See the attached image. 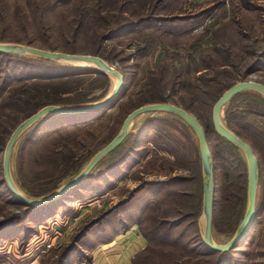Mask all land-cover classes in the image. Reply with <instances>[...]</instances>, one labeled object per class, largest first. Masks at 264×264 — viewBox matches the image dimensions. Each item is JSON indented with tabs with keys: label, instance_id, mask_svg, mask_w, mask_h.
Wrapping results in <instances>:
<instances>
[{
	"label": "rangeland",
	"instance_id": "obj_1",
	"mask_svg": "<svg viewBox=\"0 0 264 264\" xmlns=\"http://www.w3.org/2000/svg\"><path fill=\"white\" fill-rule=\"evenodd\" d=\"M215 1L222 5L208 8L207 3L174 0H0V42L82 55L100 53L124 76L121 97L111 108L79 122L47 117L19 137L10 170L22 193L29 198L51 195L120 133L132 111L164 99L189 109L207 129L215 159L213 238L218 244L229 242L248 209V170L246 156L238 149L230 155L240 157L243 168L232 165L233 159L226 158L232 170L225 163L212 109L242 77L264 84V0ZM210 13L214 15L207 19ZM195 14L202 19L191 18ZM163 17L170 20L160 22ZM195 22L197 27H191ZM93 78L87 75L81 81L83 97L89 100L84 104L105 98L117 84L110 75L108 81ZM4 104L0 138L8 126L16 125L12 100ZM221 116L253 146L260 168L253 224L219 264H264V96L240 93L223 107ZM199 152L197 135L176 115L143 114L132 123L126 140L99 162L86 181L58 201L31 210L22 222L16 219L1 229L0 245H13L17 239L11 237L20 234V246L28 248L48 227L49 219L58 215L62 221L56 232H70L72 242H80L79 235L89 231L101 234L102 240L134 225L147 238V246L133 264H216L219 255L208 254L202 242L205 174L201 158L198 168L193 162ZM4 155L5 151L0 153V223L13 216L23 218L29 208L19 203L6 182ZM192 167L200 174L194 181ZM178 177L189 181L162 184ZM200 183L202 201L195 202L192 195L199 193ZM107 225L111 228L103 234ZM37 247L32 246L34 254Z\"/></svg>",
	"mask_w": 264,
	"mask_h": 264
},
{
	"label": "water",
	"instance_id": "obj_2",
	"mask_svg": "<svg viewBox=\"0 0 264 264\" xmlns=\"http://www.w3.org/2000/svg\"><path fill=\"white\" fill-rule=\"evenodd\" d=\"M0 52L20 55H31L56 62L62 60H75L92 62L100 70L110 76L118 78L116 87L105 98L88 104L81 105H56L51 104L41 108L38 112L25 119L12 133L4 155V174L6 182L15 197H17L25 206L36 209L46 206L52 202L58 201L60 198L72 192L89 178L93 169L99 162L116 148H118L128 137L130 126L133 121L140 115L152 112H165L180 116L184 119L196 132L200 141V152L204 169V215H205V233L204 241L212 249L220 252H228L238 246V244L247 235L256 216L257 197L259 188V168L258 158L252 146L230 130L222 121L221 112L223 107L235 96L246 91H255L264 96V84L252 80L239 81L229 89L216 101L213 107V123L219 135L234 143L241 148L246 154L248 163V209L232 239L225 244H218L213 238V219H214V164L212 153L207 140V134L200 121L185 109L172 103H152L140 106L132 111L125 119L120 133L113 138L105 147L99 150L87 166L74 178L62 185L58 190L44 198H29L15 184L10 170L12 152L19 137L31 126L37 122L54 115H73L80 113L94 112L110 106L121 97L124 76L115 67L111 66L106 60L98 55H82L76 53H65L59 51H51L24 44H12L0 42ZM84 68V67H82Z\"/></svg>",
	"mask_w": 264,
	"mask_h": 264
},
{
	"label": "trees",
	"instance_id": "obj_3",
	"mask_svg": "<svg viewBox=\"0 0 264 264\" xmlns=\"http://www.w3.org/2000/svg\"><path fill=\"white\" fill-rule=\"evenodd\" d=\"M241 1L245 3L247 0H241ZM198 15L199 14L194 15L193 17L191 16V18L193 19L197 18L198 20L202 19L199 18L200 16ZM164 18L166 19V21L170 20L167 17H163L160 18L159 21L163 22ZM191 27L196 28L197 22H195V24L192 25ZM98 54L100 53H97V55ZM87 75H92L95 81L109 80L108 74L97 69L74 67L68 64H63L61 62H56L40 57H34V56L28 57L26 55L0 52V100L2 99L1 100L2 104H0V108H2L3 106L6 107V104L3 105L4 101L6 103L8 99L12 100L14 107H12L11 109L15 111V119H16V125L13 124L11 126H8L5 129L4 133H2L3 136H1L0 138V153L5 151V148L12 133L19 126V124L22 123L25 119L35 114L36 112H38L41 108L51 104L80 105L89 102V100L86 99V97H83L84 95L82 94L81 91L82 90L81 81H83V79H85ZM14 83H16L15 87H14ZM162 102H166V100L163 99ZM115 103L116 102L112 104ZM111 105L106 108H111ZM103 109L94 112L80 113L73 115L72 114L54 115V116H50L48 119L58 120L59 118H61L64 120L66 119V121L70 119H74L75 122H79V121H83V119H89L90 117L89 115H91L92 113H97L99 111H102ZM258 139H260L259 135H258ZM165 147L170 149V146L165 145ZM171 150L173 149L171 148ZM199 159H200V152L193 160L194 165H196L197 168L199 164ZM195 176H196L195 179L197 180V178L199 179L200 174L197 175L196 173ZM186 179L187 178L178 177L176 179L162 182V184L165 185L172 184L178 180H182L185 182L189 181V179L187 180ZM182 181H178V182H182ZM198 192L199 193L195 192L196 194L192 195L193 201L195 202L202 201L201 183L199 184ZM18 201L20 204L24 205L19 199ZM193 204L196 205L194 202ZM31 210H33V208L30 207L27 208L24 214L25 216L23 218H17L18 216L17 217L13 216L5 221H2L0 223V227H1L0 232L4 231L1 229H5L9 227L13 222H16V219H19L20 222H22L24 219H26V217H29ZM27 235L28 233H26V236ZM79 236L82 237L83 234L82 235L80 234ZM202 242L205 248L207 249L208 254L219 255L216 264H219L225 257L227 256L229 257V254H231V252L236 249L233 248L228 252H220L212 249L210 246L206 244V242L204 241Z\"/></svg>",
	"mask_w": 264,
	"mask_h": 264
},
{
	"label": "crops",
	"instance_id": "obj_4",
	"mask_svg": "<svg viewBox=\"0 0 264 264\" xmlns=\"http://www.w3.org/2000/svg\"><path fill=\"white\" fill-rule=\"evenodd\" d=\"M174 2H188L197 5L207 3L208 8L213 5H222L221 1L215 0H174ZM214 13H210L206 18L210 19ZM212 23L214 24L215 20ZM59 217L58 215L51 217L47 222L48 227L46 226L36 235L35 241L30 243L28 248L20 246V234L11 237L12 240L17 239L13 245H0V264H27L29 262H34V264H133L134 258L147 246V238L142 232L136 231L134 225H125L123 230H118L102 240L101 234L89 231L83 233L79 239L80 242H72L70 232H65L63 235L56 232L55 229H58L56 225L62 221ZM113 225L110 222V226ZM110 226H105L104 232L106 233L103 234H107ZM60 238L62 240L59 241ZM68 239L69 242L66 245L65 242ZM32 246H38L35 254L31 251Z\"/></svg>",
	"mask_w": 264,
	"mask_h": 264
},
{
	"label": "flooded vegetation",
	"instance_id": "obj_5",
	"mask_svg": "<svg viewBox=\"0 0 264 264\" xmlns=\"http://www.w3.org/2000/svg\"><path fill=\"white\" fill-rule=\"evenodd\" d=\"M244 78V79H243ZM245 78L246 77H242V79H243V81H245ZM236 84V83H235ZM233 86V85H232ZM229 89V88H228ZM222 96V95H221ZM214 107V106H213ZM182 108V107H181ZM183 109H185L187 112H189L190 114H192L190 111H189V109H186V108H183ZM175 115V114H174ZM193 115V114H192ZM232 115H233V113H232ZM177 116V118L179 119V121H181V123H183L187 128H189L190 130H191V132L193 133V134H195V135H197L196 134V132H195V130L184 120V119H182L180 116H178V115H176ZM194 116V115H193ZM195 117V116H194ZM197 118V117H196ZM221 118H222V116H221ZM198 119V118H197ZM200 121V120H199ZM222 121H223V119H222ZM212 122H213V109H212ZM224 122V121H223ZM201 123V122H200ZM202 124V123H201ZM224 124H225V122H224ZM226 125V124H225ZM202 126L204 127V125L202 124ZM213 126H214V123H213ZM230 130H232L228 125H226ZM204 129H205V131H206V134H207V129H206V127H204ZM214 129H215V126H214ZM215 131H216V129H215ZM235 134H237L239 137H241L240 135H239V133H237V132H235L234 130H232ZM184 132V131H183ZM216 133H217V131H216ZM184 135L186 136V137H188L187 135H186V133L184 132ZM217 135L219 136V139H221L220 141H221V143L222 144H220V147H219V151L221 152V154H222V157L225 159V163L227 164V166L229 165V163H228V161L226 160V158H228V159H233L234 161H230L231 162V164L232 165H235V167H237V168H243L242 166H241V163H239V162H241L242 161V159H240V157H238V156H232V155H230L231 154V152H236L235 150L236 149H238V150H241V151H243L241 148H239L238 146H236L234 143H232L231 141H229V140H227L226 138H224V137H222L221 135H219L218 133H217ZM197 138H198V136H197ZM242 138V137H241ZM255 138L256 139H258V135H256L255 136ZM199 139V138H198ZM243 139V138H242ZM207 140H208V136H207ZM244 140V139H243ZM200 142V141H199ZM209 143V142H208ZM248 143V142H247ZM178 144H180V143H178ZM250 144V143H249ZM251 145V144H250ZM210 146V145H209ZM252 146V145H251ZM252 148H253V146H252ZM254 149V148H253ZM211 150V149H210ZM244 152V151H243ZM254 152H255V150H254ZM211 153H212V151H211ZM245 154V153H244ZM255 154H256V152H255ZM245 156H246V154H245ZM256 156H257V154H256ZM200 158H201V152H200ZM258 158V157H257ZM212 159H213V164H214V170H215V159H214V156H213V154H212ZM201 162H202V158H201ZM239 163V164H238ZM246 163H247V158H246ZM237 165V166H236ZM229 167V166H228ZM202 168H203V163H202ZM229 168H231V170L233 169V166L232 167H229ZM258 168H260V161H259V158H258ZM247 170H248V163H247ZM203 171H204V169H203ZM190 172H192L193 173V176L192 177H190V179H192L191 181H194L195 180V175H196V169L195 168H191V170H190ZM244 171L242 170L241 172H239V173H243Z\"/></svg>",
	"mask_w": 264,
	"mask_h": 264
},
{
	"label": "bare ground",
	"instance_id": "obj_6",
	"mask_svg": "<svg viewBox=\"0 0 264 264\" xmlns=\"http://www.w3.org/2000/svg\"><path fill=\"white\" fill-rule=\"evenodd\" d=\"M61 62H67V63H72V64H93L94 66H96L94 63L92 62H87V61H75V60H62ZM97 67V66H96ZM114 77V76H113ZM117 80L118 83V78L114 77ZM117 85V84H116ZM141 116V115H140ZM135 121V120H134ZM133 121V122H134ZM132 125V124H131ZM131 127V126H130Z\"/></svg>",
	"mask_w": 264,
	"mask_h": 264
},
{
	"label": "built area",
	"instance_id": "obj_7",
	"mask_svg": "<svg viewBox=\"0 0 264 264\" xmlns=\"http://www.w3.org/2000/svg\"><path fill=\"white\" fill-rule=\"evenodd\" d=\"M212 21H210L209 23H211ZM27 264H34V262H29V263H27Z\"/></svg>",
	"mask_w": 264,
	"mask_h": 264
}]
</instances>
